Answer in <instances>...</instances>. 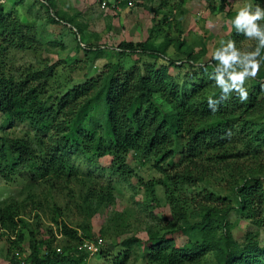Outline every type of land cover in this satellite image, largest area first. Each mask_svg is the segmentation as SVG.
<instances>
[{
	"label": "trees",
	"instance_id": "trees-1",
	"mask_svg": "<svg viewBox=\"0 0 264 264\" xmlns=\"http://www.w3.org/2000/svg\"><path fill=\"white\" fill-rule=\"evenodd\" d=\"M35 1L59 18L50 15L51 23L66 22L83 35L81 23L74 16H59L53 0ZM228 3L229 0H222L218 9L230 21V32L217 49L226 46L228 40L235 43L249 40L231 24L238 10L228 9ZM5 15L0 5V115L4 117L0 128L3 132L0 176L6 182H13L22 170H28L31 181H43L54 187L55 180L61 179L68 185L72 180L79 181L80 170L73 162L74 157L92 160L110 156V174L129 183L134 172L127 158L135 152L144 161H151L153 168L162 174L157 184L165 190L174 220L165 218L167 225L162 228L159 225L163 219L150 212L148 240L124 241L126 250L115 258L114 264H126L132 243L146 247L148 264H264V247L259 243L264 229V182L260 177L242 178L233 186L235 206L209 189H198L212 164L238 159L251 148L254 155L263 153L264 60L257 77L246 81L248 99L244 102L235 92L228 99L221 98L214 73L218 62L212 59L213 51L208 46L204 45L202 55H195L190 49L179 51L184 59L175 60L167 56L170 39L158 48L148 45L138 50L133 42H122L119 46L124 54H146L162 61L161 66L153 62L127 69L115 64L95 78L68 88L61 85L53 88L55 66L28 67L21 76L6 69L4 59L8 50L32 48L36 40L27 37L30 27L19 20L9 21ZM260 24L264 26V20ZM251 43L246 51L255 50L257 41ZM91 51L95 59L101 57L99 47ZM208 56L210 60L206 62L204 58ZM261 57L264 58V49ZM171 67H188L191 73L182 79L170 74ZM210 96L219 101L215 111L208 106ZM17 123L29 124L36 132L39 149L31 137L7 133ZM178 154L187 166L181 170L168 169ZM155 184L147 186L154 200ZM191 186H198L205 203L190 199L187 191ZM112 194L96 193L89 188L85 202L91 212L87 214L91 216L92 211L113 199ZM150 206L148 202L145 207L153 209ZM235 210L249 222L242 244L234 239L231 230L230 216ZM53 211L56 216L53 221L61 235L70 239L63 247L54 245L51 238L38 240L34 228L21 217L16 202L0 205V229L17 234L16 239L8 238V251L12 249L13 254L10 264H78L89 257L78 249L82 244L79 232L59 222L57 205ZM83 231L85 238H94L90 227ZM27 234L28 248L24 245ZM179 238H185L186 242L180 245ZM71 242L76 243L75 247ZM106 253L102 248L97 255L107 257ZM20 254L27 257L20 259Z\"/></svg>",
	"mask_w": 264,
	"mask_h": 264
},
{
	"label": "rangeland",
	"instance_id": "rangeland-1",
	"mask_svg": "<svg viewBox=\"0 0 264 264\" xmlns=\"http://www.w3.org/2000/svg\"><path fill=\"white\" fill-rule=\"evenodd\" d=\"M53 1L59 16H74L81 23L83 35L66 22L51 23L50 15L59 18L53 11L48 12L35 0H0L6 18L9 21L19 20L30 27L27 37L32 36L36 40L32 48L8 50L4 59L6 69L21 76L28 67L55 66L53 88L60 85L68 88L73 83L95 78L115 64L127 69L153 62L161 66L162 61L151 59L146 54L122 53L119 48L122 42H133L136 48L141 50L148 45L158 48L170 39L167 56L176 60L184 59L179 51L186 49H190L195 55H202L204 45L214 52L230 32V21L226 20L218 9L222 0H122L117 9L111 10H102L96 0ZM247 5H251L254 11L257 6L264 8V0H229L228 9L237 11ZM251 41L249 39L237 42L236 47L246 51V47L252 46ZM88 46L92 48L86 51ZM98 47L102 54L95 59L91 50ZM204 60L207 62L210 57H205ZM179 64L184 63L179 61ZM189 73L191 70L188 67L170 68L171 75L182 79ZM247 86L246 82L245 88ZM3 122L4 117L0 115V128ZM7 133L31 137L39 149L35 138L36 132L29 124L17 123ZM1 135L3 132L0 129ZM184 141L185 137L183 143ZM251 151L252 148L238 159L212 164L210 173H207L205 180L198 184V189H209L210 192L229 199L235 206L236 198L232 188L242 178L256 176L264 182V150L259 155H254ZM111 161L110 156L92 160L76 156L73 162L80 170L79 181L72 180L65 185L63 180L59 179L55 180L54 187L43 184V181H31L28 170H22V173L16 175L10 183L0 176V205L10 201L16 202L21 217L34 228L38 240L51 238L49 240H53L54 245L63 247L70 239L61 235L58 224L53 221L56 217L53 208L57 205L60 210L59 222L76 229L82 238L81 243L96 241L99 238L104 241L103 250L107 252V257L93 255L78 264H114L115 258L126 250L124 241L131 238H137L142 242L148 240L146 229L152 224L150 212L154 211L158 219H163L159 225L162 228L167 225L165 218L171 221L174 219L165 190L157 184L162 174L153 168L151 161H144L135 152L129 153L127 164L134 172L129 183L110 174ZM173 162L168 169L181 170L188 164L183 163L181 154H178ZM151 182L156 183L155 200L147 189ZM83 184L85 186H82ZM197 187L191 186L187 194L191 200L194 198L196 202L205 203L203 194L198 193L201 191H198ZM89 188L96 193L105 191L113 193V199L105 202L97 211H92L91 216L87 214L91 212L87 206L89 203L85 202ZM148 202L153 209L145 207ZM220 204L219 201L218 205ZM230 220L233 237L242 244L249 229V222L237 210L232 212ZM86 226L90 227L94 236L92 240L85 238L83 234V228ZM2 232L4 231L0 229V264H10L13 254L12 249L8 251V238L16 239L17 234L5 231L8 233L3 235L5 232ZM185 242V238L178 239L180 245ZM259 243L264 247V229L261 230ZM28 244L27 234L24 242L26 248ZM70 244L75 247L76 243ZM129 250L131 256L126 264H148L145 259L148 251L144 245L132 243ZM18 257L25 259L27 254H20Z\"/></svg>",
	"mask_w": 264,
	"mask_h": 264
},
{
	"label": "clouds",
	"instance_id": "clouds-1",
	"mask_svg": "<svg viewBox=\"0 0 264 264\" xmlns=\"http://www.w3.org/2000/svg\"><path fill=\"white\" fill-rule=\"evenodd\" d=\"M262 20L264 8L257 6L253 11L251 5L241 7L231 24L237 33L257 41L255 50L241 51L235 41L228 40L226 46L222 45L212 53V59L218 62L214 69L215 84L221 90L222 99H228L233 92L238 94L241 102L248 99L246 81L257 77L264 60L261 57V49H264V26L260 24ZM218 104L219 101L213 97L208 98V106L213 111Z\"/></svg>",
	"mask_w": 264,
	"mask_h": 264
},
{
	"label": "built area",
	"instance_id": "built-area-1",
	"mask_svg": "<svg viewBox=\"0 0 264 264\" xmlns=\"http://www.w3.org/2000/svg\"><path fill=\"white\" fill-rule=\"evenodd\" d=\"M102 10L117 9L122 0H96ZM104 246L103 239L99 238L96 241H85L79 246V250L87 253L89 256L97 255Z\"/></svg>",
	"mask_w": 264,
	"mask_h": 264
}]
</instances>
